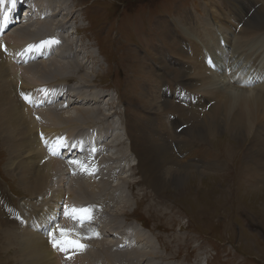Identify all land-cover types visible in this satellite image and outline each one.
Returning a JSON list of instances; mask_svg holds the SVG:
<instances>
[{
    "label": "rangeland",
    "instance_id": "obj_1",
    "mask_svg": "<svg viewBox=\"0 0 264 264\" xmlns=\"http://www.w3.org/2000/svg\"><path fill=\"white\" fill-rule=\"evenodd\" d=\"M63 1L68 2V6L73 13L68 15L69 17L72 16L70 19L72 22L64 26L62 31L67 27H74L77 31L70 35V49L65 46V41L53 38L47 41L46 52L40 51L35 61L39 62L44 57H47V60L57 58L64 61L70 59L68 53L73 51L77 56L79 55L76 58H84L85 71H96L95 75L87 76V79L90 78L95 82L90 88L102 95L96 93L98 102L96 106L102 103L101 108L99 107L102 111H100V116L103 118L104 115L105 119L102 122L97 119V123L94 124L99 125L97 129L100 131L102 143L97 141L100 145L98 156L86 157L93 162L91 167L92 176L87 182L92 183V179H94V181L102 182L100 186L101 188L103 186V188L102 200H93L97 204L86 198L85 201H82L84 200L82 198L79 200L81 205L86 204L87 207V203H89V206L96 208V211L91 207L87 208L90 210L91 219L83 221L88 223L84 226L85 228H80L83 224L79 228L77 227L79 225L78 221L81 222V218L78 217L80 219L73 220L72 225H69L72 232H67L69 228L64 226V222L71 223L73 215L70 214L65 217V214L63 215L64 208L68 204L75 205L78 202L70 195L69 187L72 184V179L69 181L70 185L67 181L69 185L67 187V183L64 186L61 184L64 178L58 177L59 175L55 177L56 184L62 186L59 189L66 192L62 190V193H59L56 190L57 188L55 189L57 192L54 193L60 194L64 198L62 200L56 198V202H51L55 206L63 208L62 214L58 218L60 221L54 222L52 226L58 224L59 229H64L70 235L69 239H79V242L86 246L83 250L68 247L66 251H58L52 247L51 249L56 253L55 257L60 258L59 262L61 264H80L77 261L78 259L74 257L80 256L82 258L83 254L90 252H92L90 259L95 262L94 264H264V121L261 123L256 122L254 125V128L257 129L261 125L257 133H254L255 131L245 133L246 129H243L239 137L236 134L231 135L227 131L210 136L208 134L210 129L205 125H201L197 132L188 134L187 131L190 130L188 127L191 126L188 124H184V126L182 121L178 120L174 127L179 126L180 128L181 125L183 126L179 129V132L185 130L182 133H186L187 140L185 142L187 145L189 144L188 138H193L195 141L193 148L198 149L196 151H199L200 155L205 153L207 156L214 155L216 157L211 167H206L205 160L207 156L199 155L197 160L195 158L191 162L188 160L194 165L186 171L185 179L182 181L185 184H177L179 189L176 192L178 193L173 190L174 184H170L173 187L169 185L162 189L155 188V190L151 187L150 184L153 183L154 176L148 174L145 177V173L148 172L152 161L151 158L143 155L147 152L148 146L143 147L140 145L141 142H137V139H142L144 144L149 142L148 138H142L143 131L138 127L139 117L142 119L144 114L160 119L162 124L167 127L166 135L168 137L174 135V128L169 121L178 119L179 116L182 119L185 115L184 112L171 107H157L154 108L153 112L149 111L151 107L144 105L147 99L142 94L146 92L144 88H150L156 97L160 95L163 86L157 77H160L162 81L174 83L172 78L164 72L174 74L176 67L187 71L193 68V66L181 64L173 57L169 58L170 55L176 58L180 56L177 50H180L181 43L185 41L182 27L186 26V29L189 30L192 28L197 29V26L194 25L197 20L210 27L212 19L211 13L208 11H215L217 6L223 7L225 14L230 16L227 6L230 7L231 2L234 3L236 0ZM215 2L218 3L213 5ZM222 2L225 3L222 4ZM206 5L208 7L204 9ZM15 12L18 14V10H15ZM246 12L241 15L242 18L238 15L235 18H241L244 23L258 13L264 14V0L254 1V6L248 8ZM25 16L26 14H24L23 19ZM194 16H197V20L192 22L191 19ZM235 18L232 15L231 18L227 17L226 21L222 20V22L224 21L229 28L231 25L241 26L242 28L243 23H239L238 20L235 21ZM18 22L17 19L15 22L10 23L5 31L2 30L3 34L1 33L0 38L4 39L6 44L9 42L6 38L9 32L12 34V30L23 25L15 24ZM225 24H222L221 31L217 34L223 35L226 40L228 39L227 41H230L228 46H231L236 37L233 35L227 36L229 29L224 26ZM31 26L33 24L30 25V28ZM213 30L214 33L217 32L215 28ZM197 36L198 34L192 33L191 37L196 39ZM27 38L31 41L36 36L34 37L33 34ZM17 39L20 40L19 43L21 44L26 42L25 39ZM17 39H13V42L17 43L15 42ZM52 41H58V43ZM162 44L169 49L160 48L159 46H163ZM223 45H226V43H223ZM183 49L192 56L196 52L198 53L197 56L201 54L198 59H196L197 56L195 58L188 56L187 59L204 60L206 62L201 49L194 51L192 54L191 49L189 50L188 47L187 50L186 48ZM225 50L227 53L229 49ZM1 51L3 53V49ZM157 53L165 56L162 57L161 63L156 60ZM223 57L221 56V60L215 58L216 63L214 62V64L217 66V70L221 71L223 69ZM171 59L172 61H170ZM29 64L32 65L33 61L25 66L27 67ZM167 65L169 69L161 68L167 67ZM237 70L242 75L241 69L238 68ZM68 73L72 72L69 71ZM82 74L85 73L76 75L77 80H80ZM51 75L52 78L55 77L52 73ZM30 77L32 78L26 80L33 86H38L37 91L33 86L20 89L19 85L16 91L17 99L21 102L19 97L23 94L26 95V93L28 96L33 97L32 89H34L36 95H43L47 105L55 103L59 98L62 99V94L57 95L59 89H62V87L70 88L72 84L74 86L75 78L71 74L63 76L61 80L54 82L57 84L55 85L50 83L56 79L51 78L43 82L41 77L39 80H35V74L30 75ZM191 82L194 85L192 90L200 91L198 80L193 79ZM244 83V88L254 87V85L250 86L249 81H244ZM79 84L85 87L83 82L79 81L77 85ZM148 85L151 86L148 87ZM179 87V90L176 89L173 92L175 99L180 98V102H176L178 104L183 103L182 106L185 108L199 107L197 104L200 98L199 95L190 93L186 85H180ZM104 93L105 95H103ZM107 93L111 95L105 97ZM170 94L171 92L166 93L165 97L170 96ZM49 97L52 98L51 101L48 100ZM194 97L196 100H192ZM90 99L92 100V98H88L87 101L90 102ZM158 100L160 102L157 105H163L160 97H158ZM203 100L207 110L205 107L200 108L203 111H209V106H212L209 105V97ZM29 102L24 101L27 104L25 111H28L30 106L34 118L39 121L36 120L39 127L43 130L50 127L45 125L41 114L37 113L35 106ZM87 103L85 102V104ZM90 106L94 107L95 105L88 103L87 107ZM122 108L123 110H121ZM198 112H201V110ZM64 129L68 128L66 126L58 128L59 131ZM107 133L110 136L115 133L114 140H109L110 137ZM79 134L86 140L85 137L88 135H85L83 131H79ZM96 135L98 136V133ZM16 140H18V143H24L20 135ZM49 140L47 138L48 142ZM103 144L109 147L108 151L103 148ZM54 145L60 148L65 144L55 143ZM87 146L88 149L93 147L92 144H87ZM50 149L53 148L50 147ZM141 150H145V152H141ZM61 155L62 153L59 154V156ZM45 156L44 163L50 165L49 157L51 156ZM26 157V154L21 155L14 159L15 163L11 165L9 163L11 159L9 148L0 134V194L4 195L0 196V201L2 200V205L9 211L10 209H17L16 211L23 217L26 211H32L31 208L44 209L48 206L49 200H53L50 197L53 194L51 191L47 195L50 198L44 200L40 197L42 195H39V192L31 194L26 189L22 174L18 169V166L25 162ZM61 159L58 161L61 166L60 169H57V173L59 174L61 171V175L66 177L68 172L64 170V167L69 161L64 160V156H61ZM81 164L88 165L83 162ZM73 166L81 168L77 164H73ZM74 169L73 167V171ZM100 186H96L95 190H100ZM174 188L176 189V187ZM98 191L97 193H99ZM41 194L45 197V193ZM30 202L33 204H30ZM115 205H118V208L121 207L120 209L123 212L117 211L119 209H115ZM101 211L102 215L100 214L101 216L93 225L94 220H96V214L93 212L101 213ZM5 212L10 217L8 212ZM13 220L22 224L20 218L14 217ZM76 224L78 225L76 226ZM90 224L93 227H90ZM20 226L18 224L12 226L11 223H3V227H9L11 232H13L12 229H19ZM55 226L54 228H56ZM56 230L59 232L57 228ZM1 232L0 264H20L16 252H19L22 247L21 236L9 237L8 234L10 233L6 230H1ZM34 232L36 231L34 230ZM93 233H98V238ZM45 236L48 245L51 247V238H49L48 233ZM89 236L92 238L81 239V237ZM100 245H105L106 249L101 248ZM101 249L107 252L110 249L114 250H110L109 255Z\"/></svg>",
    "mask_w": 264,
    "mask_h": 264
},
{
    "label": "bare ground",
    "instance_id": "obj_2",
    "mask_svg": "<svg viewBox=\"0 0 264 264\" xmlns=\"http://www.w3.org/2000/svg\"><path fill=\"white\" fill-rule=\"evenodd\" d=\"M32 1L33 2L29 4L28 8L30 10H33V15L31 17L25 16L24 19L22 8L21 16L20 14H16L15 12L16 7H21L24 3H17L15 9H13L12 5L9 4V0H5L3 4H0V17H2L5 11L9 13L10 17L9 22L6 25L0 23V36L2 30L5 31V28L10 26V23L15 22L17 19L19 20V22L15 24H23L21 26H17L16 29L12 30V34H10L9 32V35L6 36L9 41L7 44L4 42V39L0 38V134L2 135L5 144L9 148L11 154L9 163L11 165H14V159L20 157L21 155L26 154L27 156L25 162L21 163V165L18 166V169L22 174V180L24 181V185L28 192H30L31 194H37L39 192V195H42L40 197L44 200L46 198L49 199L50 197H52L53 200H49L48 206L45 208L43 207L44 209H33L30 207L32 211H26L24 217L21 216L18 211H16L17 209H10L9 211L2 205L1 200L0 233H2L1 230H6V232L10 233L8 234L10 235L9 237H16L17 235L21 236L22 247L19 252H16V256L19 257L20 264H61L59 262L60 258H58L57 256L55 257L56 253L51 249L52 246L50 247L48 245L45 236L46 233H48L49 236V232L52 231L55 232V236L57 239L60 238V231L58 232L56 228H54L55 225H52L54 222L60 221L58 220V218L62 214L63 208L55 206L54 203L51 202H56V198L57 200H62L64 197L60 194L57 195V193H54L57 191L60 193L63 190L59 189L61 185H57L54 179L57 175H59L58 177L64 178V181L61 183L62 186H64L67 181L69 183V181L72 179V184L69 183V185L71 184V186L69 187L67 183V187H69L70 195H72L73 198L77 199L78 203L75 205L68 204L64 208L65 211H70L72 208L80 209V207L81 209H87L88 207H91L96 211V208L91 205L89 206V203H87V207L86 204L81 205L79 203V200L81 198L84 199L82 201H85V198L89 199V201H93L95 199H98V201L102 200L103 186L102 188L100 186L102 185V182L94 181V179H92V183L87 182L92 176L91 167L93 165V162L91 161V159H87L86 157H92L93 155L98 156L100 145L99 143H97V141L102 143V137L100 136L99 129L97 130L99 125L94 124L97 123V119L99 122H102V120L105 119V116L103 115V118L100 116V108L102 103H100L101 105L96 106L98 103L96 100V93H98L99 95H101V93L94 91L93 88H90L94 85L95 82L90 78L87 79V76L95 75L94 73L96 71H85L84 58H76L79 55L77 56L72 51V53H68L70 59L64 61L58 60L57 58L47 60V57H44L39 62L35 61L40 51L43 53L46 52L48 47L47 41L53 38L65 41V46L70 49V35L74 33V27H67V29L62 31L64 26L72 22V20L70 21L72 16L69 17L68 15H71L73 12L68 6V2L66 3L63 0ZM254 1L256 0H236L234 3L232 1L231 6H227V9H229L230 12V16L228 14H225L223 7L217 6V9L215 11H208L209 13H211L212 19V24L209 25L210 27H208L202 21L197 20L198 15L192 17V22H194V20H197V23L194 22V25L197 26V29L192 28L189 30L186 29V26L182 27V29L184 30L185 41L182 40L183 42L180 45V50H177L179 51V55L182 57L177 56L178 58H180L178 59L175 56L170 55L169 58L173 57V59H177L179 62H181V64H187L189 66H193V68L190 71H187L183 68L180 69L176 67V69L179 70L175 69L174 74L164 72L172 78L175 84L173 82L162 81L160 80V77H157V79L163 86L160 91V95H158L157 97L152 93V89L144 88V91L146 92H143L142 94L143 97L147 99V102L144 105L147 107H151L149 111L153 112L154 108L157 107H171L174 109H178L184 112L183 114H185L182 119L181 116H179L178 119L169 121L170 123H172V126L174 128V135H171L169 137L166 135L167 127L162 124V121H160V119H155L154 116L152 117L145 114L142 119L139 117L140 121H138V127L141 131H143L142 138H148L149 142L144 144L142 142V139H137V142H141L142 144L140 145H142L143 147L148 146L147 152L143 155L151 158L152 163L149 166L148 172L145 173V177H147L146 175L148 174H150V176L151 174H153V185H150L154 190L155 188L162 189L166 188L170 184H174V187H176V189L173 186H170L173 187L175 193H178L176 192L179 189L177 188V186L179 184H185L182 181L185 179L186 171L189 170L190 166L194 165L190 162L194 158L197 160V157L200 155V152L196 151L198 149L193 148V146L195 145V141L193 140V138H188V145L185 142L187 140V137L185 136L186 133H182L185 130L180 131L181 133L179 132V129L183 127L182 125L188 124L189 126H191L188 127V129H190L189 131H187L188 134L197 132L201 125H205L210 129V133H208L210 136H214L219 132L227 131L229 134H236L239 137L243 129H246L245 133L251 131H255L254 133H257V130L261 127L260 125L258 129L256 127L254 128L256 122L261 123L264 121V14L258 13L257 15L246 20L244 23L241 19V15L244 14L248 8L254 6ZM217 3L218 2H215L213 3V5H216ZM223 3L225 2H222V4ZM33 5L34 8H30V6ZM207 7L208 6L206 5L204 9H206ZM232 15H234V18L236 17V15L241 16V18H235V21L238 20L239 23H243L242 28L241 26H238L240 27L238 28L237 26L233 25H231L229 28L225 24L224 21H226L227 17L231 18ZM222 20L224 21L222 22ZM31 24H33V26H31L30 28ZM222 24H225L224 26L229 29L228 35L226 34L227 36L233 35L234 37H236L234 43L232 42L231 46H228V42H230L227 41L228 39L226 40L223 38V35L221 36L217 34L221 31L220 27H222ZM213 28L216 29V33H214ZM68 29H71L72 31L65 33V31ZM192 33L198 34L196 39L191 37ZM33 34L34 37L36 36V38L32 39L31 41L28 40L27 37L32 36ZM17 38H21V40L25 39L24 41L26 42L24 44H21L19 43L20 40ZM13 39H17L15 41L17 43H14ZM223 43H226V45L223 46ZM29 46H33L34 49L39 48V51L33 50L29 52L27 51ZM182 46L183 48H186V50L187 47L189 50L191 49V54L194 51L201 49L203 53L204 50H206L208 54L211 53L212 56H214L217 60H221V56H224L222 58L223 69L221 71L217 70L218 68L215 66L213 58L208 59L206 62H204V60L197 61L187 59L186 57L188 56H190V58H195L198 53L196 52L192 56L189 54V52H186L182 48ZM164 47L165 45L162 46L163 49ZM3 48L6 49L5 52L7 54L2 53L1 50ZM165 48L166 50L169 49L167 47ZM225 49H229L227 53ZM163 56L164 54L162 55L157 53L156 60L161 63ZM200 56L201 54H199L196 59H198ZM32 61V65L29 64L27 67L25 66L27 63H30ZM170 61H172V59ZM175 64L177 65L178 63ZM161 68L169 69L168 65L167 67ZM238 68L241 69L242 75L239 74V71L237 70ZM82 69H84L85 72L82 71ZM250 70L252 71L250 72ZM69 71H71L72 73L67 74V72ZM51 73L55 75L54 78H52ZM81 73L85 74H82L80 80H77L76 75H79ZM34 74L36 75L35 80H39L41 77L43 82L44 80H50L51 78L56 79L50 84H55L54 82L61 80L63 76L65 77L71 74L75 76L74 86L70 85V88L62 87V89H59V93L57 95L62 94V99L59 98L57 101H55V103L53 102L50 105L46 104V101H44L45 98L43 99V95H36L34 89H32L33 97H30L31 95L28 96L26 93L29 99L24 100L23 95H21L19 97L21 102H19V100L17 99V88H19V85L20 89L28 86H33V84L28 83L26 79L32 78L30 77V75ZM193 79L198 80V87L200 91L192 90L194 88V85L191 82ZM79 81H81V83L83 82V85L85 87L81 86V84L77 85ZM244 81H249L250 86L252 87L254 85V87L250 89L244 88ZM180 85H186L190 93L199 95L200 98L197 101L199 107L191 106L185 108L182 106V102V104H178L176 102H180V98L177 97V99H175L176 97L173 96V92L176 89L179 90ZM35 86L33 87L37 91L38 86ZM149 86L151 85H148V87ZM70 91L72 94L78 93L79 96L70 95ZM170 92V96L165 97L166 93L168 94ZM103 95H105V93ZM110 95V93H107L105 97H109ZM158 97L161 98L163 105H157L158 102H160L158 100ZM207 97H209V105L212 106L208 105L210 108L209 111H203L200 107H205V109L207 110V106L205 105L203 100ZM88 98H92V100L90 99V102H88ZM51 99L52 98L50 97L48 98V100L50 101ZM192 100H196V98L194 97V99ZM24 101H30L29 103L35 106V109L37 110L36 112L41 114V118L45 125H48L50 127L45 128L44 130L40 128L37 124V122H39L38 119L34 118L31 110L32 108L30 109L29 106L28 111H25V109H27V104H25ZM85 102L92 103V105H95L96 107H87L88 103L85 104ZM200 110L201 112H198ZM36 112L34 113L36 114ZM145 117L148 118L145 119ZM178 120L182 121V125L180 126V128L179 126L174 127V125L177 124ZM62 126H66V128L68 129L59 131L58 128ZM79 131H83L85 135H88L85 137L86 140L81 134L78 135ZM96 133H98V136L96 135ZM18 135L22 137L24 143H18V140H16ZM47 138L50 139L49 142L47 141ZM114 138L115 133H112L109 140H114ZM56 141H63L65 145L59 148V146L54 145L55 143H57ZM43 143L45 144L43 145ZM87 144H92V149H88ZM50 147L55 149V152L57 154H51L52 151ZM103 148L107 151L109 149V147L105 146L104 144ZM93 149H95V151H93ZM142 151L145 152V150H141V152ZM60 153H62L61 156H64V160L69 161V163L64 167V170L68 172V176L66 177L61 175V171L59 172V174L57 173V169H60L61 166L58 161L63 159H61V156H59ZM45 155L51 156L49 157V160L51 162L50 165L44 163V160L46 159ZM200 156L205 157L207 156V154L204 153ZM96 159H98V157H96ZM73 160L88 164L85 165V168L87 170H84L83 168H76L75 166H73L75 168L73 171V163H70V161ZM188 160H190V162ZM215 160L216 157L214 155H208L205 160V164L207 166L205 164L203 165H205L206 167H211ZM96 186H100V190L98 189L99 191L95 190ZM49 191L53 193L50 197L47 196ZM97 191L99 193H97ZM41 193H45V197ZM0 196L4 195L0 194ZM93 202L97 204V202ZM30 204L33 203L30 202ZM120 208H118V205H115V209H119L117 210L119 212L122 211V209ZM5 211L8 212V215L10 217L6 215ZM93 213L96 214V220H94L95 222H93L94 225L97 222L98 217L102 215V211L101 213ZM14 217H19L20 222L22 221V224H19L18 222L13 220ZM65 217L67 216L65 215ZM78 217H72V221L70 220L71 223L64 222V226L68 227L70 230V226L72 225L73 220L77 221L81 218ZM110 217L114 219L112 215H110ZM3 223H11L12 226L16 224L21 226L19 229H12L13 232H11L9 227H3ZM78 224H76V226L78 225V228L83 224L80 227L82 228L88 223H81L78 221ZM93 225L90 224V227H93ZM66 227L64 228L66 229ZM33 229L36 232H34ZM69 230H67V232H72V230ZM68 237L70 238V235H68ZM102 243L104 244V242ZM102 247L106 249L105 245H102L101 248ZM110 250L108 252H111L114 249L111 251ZM91 255L92 252L88 254L85 253V255L83 254V257L81 256L82 258H80V256L74 258L78 259L77 261H79L80 264H94L95 262L90 259Z\"/></svg>",
    "mask_w": 264,
    "mask_h": 264
},
{
    "label": "snow or ice",
    "instance_id": "obj_3",
    "mask_svg": "<svg viewBox=\"0 0 264 264\" xmlns=\"http://www.w3.org/2000/svg\"><path fill=\"white\" fill-rule=\"evenodd\" d=\"M5 2V0H0V4H3ZM9 2L12 5V8L15 9L16 5H17V0H9ZM9 13L7 11H5L2 15V17H0V23L2 24H7L9 22ZM53 43H58V41H52ZM6 50V49H5ZM39 51V48H33V46H29V48L27 49V51L31 52V51ZM28 97H25V100H28ZM58 144H63V141H57ZM51 151L53 152V154H57L55 152V149H51ZM93 151H95V149H93ZM70 163L73 164H77L79 165L81 168H83L84 170H87L85 168V166L83 164H81L80 161H70ZM66 216L67 215H73V218H77L78 216L81 217V222H83L84 220H90L91 216H90V210L89 209H76V208H72L70 211L66 210L64 213ZM82 214V216H81ZM19 219V217H17ZM56 228L60 231V238L57 239L55 236V232L50 231L49 232V237L51 238V243H52V247L54 249H57L58 251H66L68 247H72L75 248L77 250H83L86 246L82 243L79 242V239L76 240H72L69 239L68 237V233L65 232V230L63 229H59V225H56ZM93 235H95L97 238L99 236L98 233H93ZM92 237H81V239H90Z\"/></svg>",
    "mask_w": 264,
    "mask_h": 264
},
{
    "label": "flooded vegetation",
    "instance_id": "obj_4",
    "mask_svg": "<svg viewBox=\"0 0 264 264\" xmlns=\"http://www.w3.org/2000/svg\"><path fill=\"white\" fill-rule=\"evenodd\" d=\"M160 48H162V46H159ZM164 49H166L165 47H164Z\"/></svg>",
    "mask_w": 264,
    "mask_h": 264
}]
</instances>
